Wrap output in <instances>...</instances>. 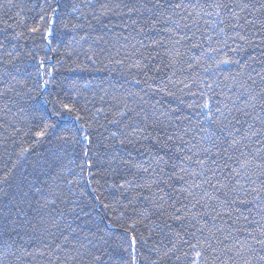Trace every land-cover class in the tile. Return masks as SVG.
<instances>
[{
    "label": "trees",
    "instance_id": "1",
    "mask_svg": "<svg viewBox=\"0 0 264 264\" xmlns=\"http://www.w3.org/2000/svg\"><path fill=\"white\" fill-rule=\"evenodd\" d=\"M101 2L106 0H0V176L5 168L16 165L8 183L2 186L7 195L0 194V243L7 241L21 256L19 260L9 257L11 264H50V261L58 264L54 256L61 255L63 259V254L56 245L73 255L78 253V264H132V256L140 264H152V261L191 264L193 253L188 245L196 243L200 235L191 226L193 224L200 227L206 223L213 231L220 228L217 236L229 247L237 241H248L250 233H254L258 225H264L261 219L264 191L259 201L254 200L252 192L254 187L261 188V181L253 176L251 181L255 183H252L249 176L243 175V170L241 176L225 181L228 169L221 167L212 183L219 179L228 184V189L217 192L204 182L197 161L205 158L201 149L210 147L202 131L209 127L205 119L209 109L201 105L208 103L213 112L224 104L243 107L244 90L240 85L244 80L238 77L234 83L226 79L239 72L240 66L217 67L216 62L229 57L240 59L241 65L250 64L248 72L255 76L256 71L262 70L259 62L264 61V42L245 26L252 44L239 56H234L229 49L235 46L233 40L240 43L234 35L239 29L229 27L233 21L226 15H215L216 9L211 5L217 0H172L173 3L182 2L186 10L159 14L162 22L154 28L149 25L144 32L131 25L127 16L111 14L93 19V12L98 14ZM57 4L59 9L53 15L51 9ZM144 15L147 18L149 14ZM165 16H171V20L163 22ZM140 27H144L143 22ZM221 27L224 33L219 31ZM33 28L40 31L32 32ZM47 29H51V35L46 34ZM225 40L229 47L224 46ZM210 48L217 51L210 52ZM253 57L254 60L250 59ZM145 63L146 70L135 67ZM49 70L53 72L51 77L47 76ZM44 80L50 83L44 86ZM209 83L211 90L206 87ZM57 100L75 104L84 117L79 124L86 128L92 125L88 134L93 136V143L87 158L83 155L87 146L75 132L79 125L72 121L49 132L42 140L33 137L38 130L34 117L50 109ZM124 105L130 111L122 118L119 113L125 111ZM99 109L103 112L98 114ZM111 120H121V125L108 123ZM247 123L251 120L244 123L243 128ZM123 125H128L127 132L137 125H156V129H148L152 136L163 142L167 134L172 135L173 140L166 147L157 145L154 140L142 141L145 147L154 149L151 156L141 144L134 148L125 143L123 147L117 145L115 151L107 149L109 143H115L109 133L121 130ZM70 134L74 139L67 142L59 139ZM254 140L247 148L231 152L232 159L225 157L221 164L238 169V162L244 157L250 158L249 153L254 154V148L259 147ZM23 148L29 151L18 160ZM116 151L124 161L131 160L142 167L149 166L157 151L167 163L160 164L158 175L139 173L143 177L139 183L151 184L150 189L133 185L126 193L127 198H122L120 189L110 185L129 178L128 169L121 164L110 176H104L108 161ZM86 159L93 160L94 168L81 171ZM257 165H264V160L255 161L249 175L257 171ZM180 168L185 171L181 173ZM89 171L95 174L89 176ZM181 175L183 180L179 179ZM193 184L200 187L194 188ZM93 188L97 191L93 192ZM231 188L236 191H230ZM185 189L200 200L195 207L196 200ZM141 191L142 196L139 195ZM205 193L219 197L211 206L220 213V218L204 216L209 211L204 206ZM98 194L110 204L114 196L125 206L131 200L137 211L134 213L117 204L109 209L92 210ZM160 196L164 203L162 211L154 206V201L160 202ZM243 200L253 203H239ZM81 208L89 215L85 216ZM117 208L125 213L122 219L117 218ZM174 209H180L179 214H185L187 219H172L178 214ZM145 211L152 213L151 222L144 220L141 224L139 221ZM108 219L116 227H107ZM134 223L137 240L141 234L146 238V243L135 245V251L129 246L128 231ZM84 244L87 248L81 247ZM173 245L175 253L171 251ZM153 248L156 250L152 251ZM186 252L189 253L187 257ZM23 253H32V256ZM228 256L236 264H242L234 252H229ZM228 256L221 257L224 264H231Z\"/></svg>",
    "mask_w": 264,
    "mask_h": 264
},
{
    "label": "snow or ice",
    "instance_id": "2",
    "mask_svg": "<svg viewBox=\"0 0 264 264\" xmlns=\"http://www.w3.org/2000/svg\"><path fill=\"white\" fill-rule=\"evenodd\" d=\"M92 7L95 9L96 5H92ZM98 7L99 12L98 14L95 11L93 12V19L98 20L101 16H108L111 14L127 16L130 24L136 26L140 32H144L145 28L149 25L154 28L157 24L161 23L162 21L159 15L161 13L186 10L185 5L182 2L173 3L172 0H134V2L129 3H125L123 0H120V2L106 0V2H101ZM211 7L216 9V16H221L223 14L233 21L229 27L239 29V31H235L234 35L236 40H239L240 43L236 44L235 40H233V44L235 46L229 49L234 56H239L241 52L245 51L247 46L252 44V41L249 39L248 32L245 31V26H249L252 29V35L258 36L260 41L264 42V0H217L215 4L211 5ZM58 9L59 4L51 9L52 14L55 15ZM73 11H76V9H73ZM145 13L149 14L147 18H145ZM133 16L136 18H133ZM43 18L44 17L42 16L41 19ZM167 20H171V16H165L163 22H166ZM142 22L144 23V27H140ZM124 26L127 27L128 24H125ZM73 27H82V25H73ZM257 27L259 28L258 32L255 31ZM31 31L38 32L40 29L33 28ZM219 31L224 33L225 29L221 27ZM46 34L51 35V29H47ZM209 39H211V37H209ZM228 39L233 38L228 37ZM153 43L156 42L154 41ZM177 43H179V41H177ZM224 46L229 47L227 40L224 41ZM195 47L199 46L196 45ZM209 51L216 52L217 49L210 48ZM250 59L254 60L255 58L253 57ZM119 63H123V61H119ZM259 63L262 70L256 71L255 76H253L248 72L250 64L245 63L241 65L240 59H232L229 57L228 59H221L216 62L217 67L220 65L232 64L240 66L239 72L235 75H230L226 79H230L234 83L237 82L238 77L241 80H244V83L240 85V87L244 90V99L241 101L243 107H229L228 104H224L222 107H216L215 112H213L208 103L201 105L202 108L209 109L205 116V119L209 122V127L207 130L202 129V131H205V140L210 144V147L201 149L205 158L197 161L202 169L199 175L203 176L205 178L204 182L209 184V186L214 188L217 192L228 189V184L221 183L219 179L216 180L215 184L212 183L213 177L216 176V173L221 169V167L228 169L227 175L224 177L225 181L236 179L241 176V170H243V175L249 176L250 181L251 177L254 176L256 180L261 181L262 185L261 188H252V192L255 193L254 200L256 201L261 199V192L264 191V165H257V171H253L249 175V170L253 163L257 160H264V61H260ZM40 67H44L43 61H41ZM135 67L140 70H146L148 65L146 63L136 64ZM253 71L255 70L253 69ZM52 75L53 72L51 70L47 71V76L51 77ZM49 83V80L43 81L44 86H47ZM206 87L211 90L212 84L209 83ZM169 94L171 95L172 93ZM204 94L205 93H201V95ZM239 98L240 97H237V99ZM124 109L125 111H121L119 113L122 118L126 117L128 111H130L127 109V105H124ZM257 109H259V112H257ZM79 112L80 109L77 108L75 104L63 103L57 100L53 103L50 109L43 111L34 117V119L38 121V130L33 133V137L37 141L42 140L48 136L49 132L56 131L59 127L67 124L69 121H72L73 123L79 125L76 127L75 132L81 135L83 143L87 146V150L83 152V155L87 158L93 143V136L88 134V129H90L92 125L89 124L86 128L83 124H79V122L84 118L79 114ZM102 112L103 109L98 110V114ZM137 115H139V113H137ZM241 117L244 118L243 121L241 120ZM248 120H251V123H247V127L243 128V124ZM108 123L120 126L121 120H111L108 121ZM256 125H259V127H256ZM127 127L128 125H123L121 130L109 133L110 139L115 141V143H109L107 145V149L115 151L117 145L123 147L125 143L132 145L134 148L136 144H141L144 151L148 152L151 156L154 149L152 147H145V145L141 143L142 141L154 140L157 145L166 147L167 143L173 140V136L167 134L163 142H161L158 137L152 136L148 129L149 127L156 129V125H146L144 127L137 125L131 132L126 131ZM120 136H124V139H120ZM253 138H255L254 143L259 145V147L254 148V154L249 153L250 158L244 157V154L241 153V156L244 158L238 162V169L231 168V166L227 163L223 165L221 164V160L225 157H227L228 160L232 159L230 154L231 152L238 151L241 147L247 148L249 144L253 142ZM59 139L67 142L74 139V136L70 134L67 136H61ZM28 151L29 149L27 148L21 149L18 160L23 158ZM186 159L191 158L186 157ZM161 163H167V161L164 160V157L159 156L158 151L156 156L150 159L148 167H142L139 164H134L131 160L124 161L119 157V152L116 151L112 159L108 161V168L105 169L104 176H110L111 172L114 171L116 167L123 164L129 171V178L124 179L123 183L111 184L110 187L120 189V197L127 198L126 193L133 185H136L137 188L142 187L145 189H150L152 187V185L148 183H139V181L143 180V177L139 176V173L143 172L148 173L149 175L155 173L158 175L157 169H159ZM153 165H155V167H153ZM15 167L16 165L13 164L12 168H5L3 176H0V194L7 195V193L3 192L2 186L8 183L11 171ZM93 168V160L86 159L84 164L81 166V171H84L85 169L91 170ZM133 170H135V172H133ZM184 171V168H180L181 173ZM209 173L211 175H209ZM94 174V172L89 171V176ZM104 176H102V178H104ZM179 179L183 180L184 176L181 175ZM251 182L255 183V181ZM89 183H91V181H89ZM153 183H157L154 176ZM192 187L199 188L200 185L193 184ZM92 190L93 192L97 191L96 188H93ZM158 191L163 192V189L158 188ZM185 191H188V189H185ZM230 191L235 192L236 189L231 188ZM101 195L102 194H98L94 197L96 204L93 205L92 210L97 208L109 209L113 206V204H117L120 208H128L134 213L137 211V209L132 205L131 200L129 201V204L125 206L120 204V200L114 196L113 203L110 204L105 203V201L101 199ZM139 195L142 196L143 192L141 191ZM188 195L192 196L193 199L196 200L193 207L200 203V200L196 199L191 191H188ZM204 196L207 198L204 206L209 209V211L204 213V216L212 215L214 219L220 218V213H218L216 209L211 206V202L214 199L219 200V197H213L207 193H205ZM159 200V203H155L154 201V206L158 211H162L164 209L163 196H160ZM236 202L237 201H232L231 203ZM225 203H227V201H225ZM239 203L247 205L253 203V201L243 200L239 201ZM184 207L186 210V206ZM257 207H259V204H257ZM81 211L84 212V209L81 208ZM174 211L178 214L173 215L171 217L172 219L176 221H184L187 219L185 214H179L180 209H174ZM236 211L239 212V209H236ZM116 213L117 218L119 219H122L125 214L124 211H120L119 208L116 209ZM257 214L260 215L261 213L258 212ZM84 215H89V212H84ZM151 216L152 213L145 211V215L139 223L144 224V220L150 221ZM237 219H239V216H237ZM244 219L247 221L248 218L244 217ZM261 219L264 220V215H261ZM250 223L255 224L256 222L251 221ZM106 226L116 227L111 219L107 220ZM144 226L147 229L148 226L146 224ZM191 226L195 228L197 233L200 234L199 237H196V243L188 245L193 253L191 257V264H217V262L218 264H224V260L221 259V257L228 256L229 252H234L235 256L240 258L242 264H264V225H258L256 231L254 233H250L248 241H237L232 247H229L224 243L223 239H220L217 236V233L221 232L220 228H216L215 231H213L212 228L207 227L206 223L200 227H196L194 224ZM134 229L135 223L128 231L130 235L129 246L135 251V245L140 242L146 243V238L141 234L138 241ZM245 231H247V229H245ZM176 235L179 236L180 233H176ZM149 236H151L150 232ZM101 239H103V237H101ZM225 239H229V237H225ZM88 243L90 244L91 241H88ZM185 243H187V241H185ZM81 247L87 248V244L81 245ZM56 249H59L63 254V259L61 258V255L54 256V259L58 262V264H78V253L73 255L71 251L62 249L60 245H56ZM155 250V248L152 249V251ZM171 251L175 253V245H173ZM23 255L32 256V253H23ZM41 255H43V253H41ZM184 255L187 257L189 256V253L186 252ZM9 257H13L16 260L21 259V256L17 255V252L12 250L11 245H9L7 241H3L0 243V264H11ZM93 259L98 261L99 257H93ZM130 259L132 264H140V262L136 260L135 256L130 257ZM176 259L180 260V257L177 256ZM228 259L231 261V264H236V261L233 260L231 256H228ZM152 264H156V262L152 261Z\"/></svg>",
    "mask_w": 264,
    "mask_h": 264
}]
</instances>
